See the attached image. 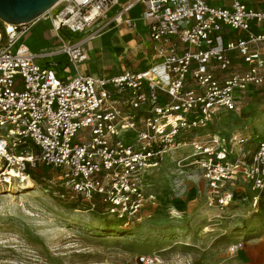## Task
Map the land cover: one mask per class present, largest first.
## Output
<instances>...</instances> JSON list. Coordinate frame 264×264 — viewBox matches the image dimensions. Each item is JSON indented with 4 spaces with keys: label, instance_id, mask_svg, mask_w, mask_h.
Listing matches in <instances>:
<instances>
[{
    "label": "built area",
    "instance_id": "built-area-1",
    "mask_svg": "<svg viewBox=\"0 0 264 264\" xmlns=\"http://www.w3.org/2000/svg\"><path fill=\"white\" fill-rule=\"evenodd\" d=\"M40 19L53 42L35 51L24 40ZM138 22L152 43L148 69L106 78L57 72L88 62L96 25L135 32ZM262 49L264 0H60L32 23L0 20V185L43 164L74 193L98 197L108 215L129 219L154 199V172L177 165L196 170L209 206L232 202L240 178L256 204L264 138L247 159L238 150L249 140L227 138L213 120L264 84Z\"/></svg>",
    "mask_w": 264,
    "mask_h": 264
},
{
    "label": "rangeland",
    "instance_id": "rangeland-1",
    "mask_svg": "<svg viewBox=\"0 0 264 264\" xmlns=\"http://www.w3.org/2000/svg\"><path fill=\"white\" fill-rule=\"evenodd\" d=\"M43 24L38 20L24 40L35 51L53 42L42 32ZM91 32L97 36L87 42L88 62L81 65L89 72L98 74L115 64L102 74L108 77L120 67L152 65L142 29L135 33L98 24ZM112 36L123 43L120 55L109 43L96 46ZM235 65V71L242 69L238 61ZM70 67L57 72L71 77L75 73ZM239 107L213 124L227 138H247L248 145L238 153L248 159L255 139L264 138V84L250 89ZM188 153L185 148L173 158ZM27 173L24 181L0 185V264H264V192L254 204V192L244 179L234 183L232 202L220 209L209 206L205 184L194 168L163 166L147 190L154 199L135 217L118 219L105 212L98 197H84L65 186L59 171L35 163Z\"/></svg>",
    "mask_w": 264,
    "mask_h": 264
},
{
    "label": "water",
    "instance_id": "water-1",
    "mask_svg": "<svg viewBox=\"0 0 264 264\" xmlns=\"http://www.w3.org/2000/svg\"><path fill=\"white\" fill-rule=\"evenodd\" d=\"M60 0H0V20L18 26L32 23Z\"/></svg>",
    "mask_w": 264,
    "mask_h": 264
},
{
    "label": "crops",
    "instance_id": "crops-1",
    "mask_svg": "<svg viewBox=\"0 0 264 264\" xmlns=\"http://www.w3.org/2000/svg\"><path fill=\"white\" fill-rule=\"evenodd\" d=\"M138 15H139V9H137V10H134L132 13H130V16L132 17V18H137L138 17ZM138 28H137V30L135 31V33H137L138 32V30L140 29H142L143 30V33L146 35V39H147V42H149V44H150V49H151V53H152V58H153V49H152V43L149 41V38H148V35H147V32H146V29H145V27H144V25H142V24H140V22H138ZM35 27H36V25H35ZM34 27V28H35ZM116 27V26H115ZM118 28H121V27H118ZM124 28V27H123ZM125 30H127L126 28H124ZM42 32L44 33V32H48L47 31V28H45V25L43 24V26H42ZM123 39H126V38H123ZM106 43H109V45H112L113 47H114V50L117 52V55H120L121 53H122V48H123V46H122V42L120 41V39L119 38H113V36L112 37H110L109 39H108V42H107V39H106V37H104L103 39H101V40H98V42H96V46H105L106 45ZM30 47V46H29ZM31 48V47H30ZM32 49V48H31ZM34 50V49H33ZM263 51H264V49H262ZM88 52V51H87ZM239 62V66L238 67H242V65H241V61L240 60H238V59H236L235 60V63L236 62ZM84 66V65H83ZM83 66H74V65H72V67H70L71 69H73V71H74V75H76L77 73H80V74H91V75H94V76H97V77H104L102 74H104L105 72L104 71H107V70H109V68H111V67H113V66H115V64L114 65H111V66H109L108 68H107V70H103V71H99L98 70V74H96V73H94V72H89L88 71V69L86 68V67H83ZM69 68V67H68ZM67 68V69H68ZM235 68H236V65H235ZM67 69H65L64 71H66ZM141 69V68H140ZM124 70H131V69H127V68H124V67H120L119 68V70L115 73V74H112L111 76H108V77H113V76H117V75H119V74H121ZM108 72V71H107ZM74 75H72V76H74ZM60 76L62 77V78H64L63 76H62V74L60 73ZM72 76L71 77H68V78H65V79H69V78H72ZM107 77V76H106ZM105 77V78H106Z\"/></svg>",
    "mask_w": 264,
    "mask_h": 264
},
{
    "label": "bare ground",
    "instance_id": "bare-ground-1",
    "mask_svg": "<svg viewBox=\"0 0 264 264\" xmlns=\"http://www.w3.org/2000/svg\"><path fill=\"white\" fill-rule=\"evenodd\" d=\"M25 179H26V178H25ZM25 179H24V180H25ZM30 184H31V182H28V185H30Z\"/></svg>",
    "mask_w": 264,
    "mask_h": 264
},
{
    "label": "trees",
    "instance_id": "trees-1",
    "mask_svg": "<svg viewBox=\"0 0 264 264\" xmlns=\"http://www.w3.org/2000/svg\"><path fill=\"white\" fill-rule=\"evenodd\" d=\"M28 170H29V169H28ZM262 193H263V192H262ZM262 193H261V194H262Z\"/></svg>",
    "mask_w": 264,
    "mask_h": 264
}]
</instances>
